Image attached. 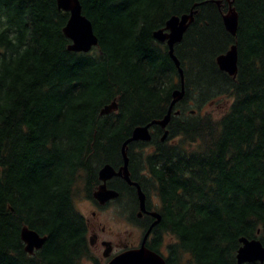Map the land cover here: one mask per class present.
<instances>
[{
  "label": "trees",
  "instance_id": "trees-1",
  "mask_svg": "<svg viewBox=\"0 0 264 264\" xmlns=\"http://www.w3.org/2000/svg\"><path fill=\"white\" fill-rule=\"evenodd\" d=\"M78 1L97 40L87 53L66 50L68 14L55 0H0V264L88 259L74 202L91 200L102 165H120L134 127L165 115L178 73L152 32L197 3L173 47L184 94L167 135L153 126L148 142L126 146L130 180L157 200L148 248L165 264H236L240 238L264 248V0H228L233 37L225 0ZM231 45L234 78L215 64ZM213 99L225 103L218 119L197 114ZM112 101L116 111L100 115ZM107 186L119 191L114 203L132 191L115 178ZM22 227L45 238L33 255Z\"/></svg>",
  "mask_w": 264,
  "mask_h": 264
},
{
  "label": "water",
  "instance_id": "water-1",
  "mask_svg": "<svg viewBox=\"0 0 264 264\" xmlns=\"http://www.w3.org/2000/svg\"><path fill=\"white\" fill-rule=\"evenodd\" d=\"M227 1V9L221 15V22L224 30L234 36L237 25V16L234 9L231 7V1ZM217 5L219 1L215 2ZM56 8L68 14L67 20L61 29L63 36L69 41L66 50L74 53H87L96 46L97 40L92 33L90 22L81 14V7L78 0H55ZM202 3L193 4L187 13L179 16L169 17L161 29L152 32V38L159 43H164L167 48L168 56L176 67L178 73L179 88L172 91L171 100L167 106L165 115L158 119L152 120L144 125L134 127L130 135L122 141L119 149L120 165L117 168L109 164L102 165L97 172L99 185L92 193V198L99 205L107 201L117 198L118 193L115 190L106 188V182L112 178H120L128 186L135 188L139 212L144 210V194L139 185L131 181L128 171V158L126 155V146L132 142H148L150 140L149 129L152 126H157L162 130L160 141H163L167 135L166 126L169 122L173 106L181 100L184 94L182 71L179 68V63L173 55V47L182 39L184 32L189 24L193 21L195 10L193 8L200 6ZM236 47L231 45L227 51L215 57V64L219 71L227 76L234 78L236 74ZM115 101L104 105L100 110V115H107L116 110ZM192 113V111H190ZM174 115L178 112L174 111ZM155 221L147 229L141 244L138 248L122 252L116 257H112L107 264H165L164 259L157 253L144 247V240L154 224L159 221L158 214H152ZM20 241L23 243L24 251L31 254L33 250L39 249L45 238L38 236L34 231L22 227L19 232ZM240 246L235 252L236 264H245L251 262H264V248L256 239L246 240L240 238L238 240Z\"/></svg>",
  "mask_w": 264,
  "mask_h": 264
},
{
  "label": "flooded vegetation",
  "instance_id": "flooded-vegetation-1",
  "mask_svg": "<svg viewBox=\"0 0 264 264\" xmlns=\"http://www.w3.org/2000/svg\"><path fill=\"white\" fill-rule=\"evenodd\" d=\"M115 179H119V178H115ZM124 184L127 187H130L132 189V191H130V192L127 191V193H130L132 195L131 207L133 206L132 213L129 216L130 219L127 220L128 222H126V225L129 226L130 228H132L133 230H138L140 237L138 240L131 242V243L125 242L122 244V242H120L119 244H114V242H112L109 239V237H111L113 235L110 232L111 231L110 229L105 228V226L101 225L98 222L90 223L89 220L85 218L86 243H87L85 252L87 255L86 257H88V259L86 260V261H88L87 264H95L94 260H97L99 262V264H106L112 257H116L119 254H121L122 252H125L127 250H132V249L138 248L141 244V241H142L147 229L155 221V217L152 214H158V212L156 210L157 203L155 202L153 195L146 196L144 194V192L141 190L144 194V210H143V212H139L135 188H133L132 186H128L126 183H124ZM106 185H107V183H106ZM106 188H108V187L106 186ZM113 190H115V189H113ZM115 191L118 193L117 198H119V191H117V190H115ZM117 198H115V200ZM121 198L123 199L124 195L123 196L120 195V199ZM115 200L113 199V200L105 202L102 205H99L97 203V201L92 198V196H91V200L86 199V201H90L91 204L94 205L98 210L105 209L107 206L114 203ZM90 216H91V218L94 219L95 218V212L91 211ZM159 220H160V217H159ZM158 223H159V221H158ZM158 223L154 224L151 227V229L149 230V232H148V234L144 240V247H146L147 249H149L148 243L153 237V233H154L153 230L158 225ZM44 243H45V240H44L42 246L39 249H37L36 251L40 250L43 247ZM118 246H121V247H118ZM116 248H118V249H116ZM149 250H151V249H149ZM34 252H35V250H33L30 255H33Z\"/></svg>",
  "mask_w": 264,
  "mask_h": 264
},
{
  "label": "rangeland",
  "instance_id": "rangeland-1",
  "mask_svg": "<svg viewBox=\"0 0 264 264\" xmlns=\"http://www.w3.org/2000/svg\"><path fill=\"white\" fill-rule=\"evenodd\" d=\"M225 103H220L217 99H213L211 102H205L200 109L197 110V114L207 116L211 120L218 119V117L224 112ZM126 194V195H125ZM124 198L120 199L118 203H112L103 210H98L90 201H86L79 198L74 202L76 210L90 223L98 222L105 228L110 229L113 234L109 239L114 242V244H119L120 242H134L139 239L140 235L138 230H133L126 225L129 216L132 213V195L124 190L122 196ZM129 198V199H128ZM155 202L156 198L153 196ZM95 212V218H91L90 212ZM121 247V246H118ZM118 249V248H116ZM88 261L83 259L81 264H87Z\"/></svg>",
  "mask_w": 264,
  "mask_h": 264
},
{
  "label": "bare ground",
  "instance_id": "bare-ground-1",
  "mask_svg": "<svg viewBox=\"0 0 264 264\" xmlns=\"http://www.w3.org/2000/svg\"><path fill=\"white\" fill-rule=\"evenodd\" d=\"M219 5V4H218ZM86 18V17H85ZM88 20V19H87ZM89 21V20H88ZM90 25H91V23H90ZM91 28H92V26H91ZM92 33H93V30H92ZM94 34V33H93ZM95 36V35H94ZM117 109V108H116ZM116 111V110H115ZM151 129H152V127L150 128V131H151Z\"/></svg>",
  "mask_w": 264,
  "mask_h": 264
}]
</instances>
